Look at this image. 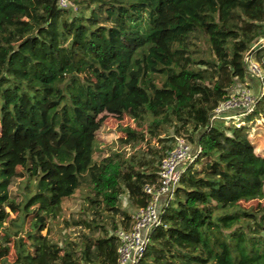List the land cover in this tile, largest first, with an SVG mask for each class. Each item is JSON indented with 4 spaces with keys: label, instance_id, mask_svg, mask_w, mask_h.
Segmentation results:
<instances>
[{
    "label": "trees",
    "instance_id": "trees-1",
    "mask_svg": "<svg viewBox=\"0 0 264 264\" xmlns=\"http://www.w3.org/2000/svg\"><path fill=\"white\" fill-rule=\"evenodd\" d=\"M72 1L0 0V264H116L117 233L133 226L121 199L148 205L177 138L201 151L138 264H264V207L242 204L264 199L251 136L264 95L239 123L209 126L250 78L264 0ZM254 56L264 70V47ZM109 116L135 122L118 141L131 154L98 156ZM79 191L85 205L67 217ZM59 220L73 229L62 245Z\"/></svg>",
    "mask_w": 264,
    "mask_h": 264
},
{
    "label": "built area",
    "instance_id": "built-area-1",
    "mask_svg": "<svg viewBox=\"0 0 264 264\" xmlns=\"http://www.w3.org/2000/svg\"><path fill=\"white\" fill-rule=\"evenodd\" d=\"M58 7L76 10L72 0H58ZM262 47H264V38L255 44L245 56L247 74L258 82L262 94L257 97L246 89L231 93L229 98L213 112L209 126L216 120L229 121L254 111L258 101L264 95V70L254 56V52ZM200 151L198 144L193 150L185 138H177L175 147L168 152L161 163L159 186L147 185L144 188L145 193L150 196L148 205L132 214L131 229L120 230L117 233L120 245L116 264L139 263L150 243L153 230L162 224L164 209L173 199L183 172L189 164L195 161Z\"/></svg>",
    "mask_w": 264,
    "mask_h": 264
},
{
    "label": "rangeland",
    "instance_id": "rangeland-1",
    "mask_svg": "<svg viewBox=\"0 0 264 264\" xmlns=\"http://www.w3.org/2000/svg\"><path fill=\"white\" fill-rule=\"evenodd\" d=\"M258 62V61H257ZM260 64V63H259ZM242 89H246L248 91H250V93L254 96H260L262 94V90L258 85L254 86L251 85L249 82H247V80L245 81H239L237 82L236 86L233 88L231 93H235L239 90ZM242 117H238L236 119L233 120H229V121H225V122H230V121H234L236 123H239L238 121L241 119ZM257 124L259 125L258 127H254V129L251 130V136L253 141L256 143V145L258 146L259 151L261 152V150L264 149V126L263 124V120L257 121ZM126 127H130V128H136V124L135 122L128 118V117H124L123 119H119L118 117L115 116H109L107 118V120L105 121L104 127L101 130V132L98 135V145L100 146V149L103 150L102 153H99L98 156L102 157V156H107L110 155L112 152L114 151H125L126 154H131L134 150H131L130 148H125V147H121V145L119 144V139L120 138H124L126 137L125 133L122 132L123 128ZM170 134H172V131H170ZM0 136H1V125H0ZM186 139V138H185ZM187 140V139H186ZM189 143V145L192 147V149H195V144H193L190 141H187ZM153 145H157L156 140L152 141ZM1 142H0V146H1ZM139 148H144V145H139L136 150H138ZM84 192H87L86 190ZM79 191L74 198L68 203L67 205V217H71L73 216L72 214L74 213H78L81 211V209L83 208V206L85 205V193ZM121 204L122 207L125 210H128L131 214H135L138 210L134 209L133 207H131L129 200L127 198V196H123L121 199ZM243 206L249 208V207H254L256 208L258 205H261L262 207H264V199L262 200H254L248 203L242 202ZM132 209H134L133 211H131ZM12 217H15V215L13 214ZM30 222H31V218L29 217L27 219L25 228L28 229L30 227ZM54 229H53V235L60 241V244L62 245L63 240H67L69 238V233L73 231V229H65L64 228V224L62 223V220L58 221V225H53ZM43 234L46 235L47 234V229L43 231ZM11 254L8 257V262L13 263L16 259V254H15V250H14V241L11 242Z\"/></svg>",
    "mask_w": 264,
    "mask_h": 264
},
{
    "label": "crops",
    "instance_id": "crops-1",
    "mask_svg": "<svg viewBox=\"0 0 264 264\" xmlns=\"http://www.w3.org/2000/svg\"><path fill=\"white\" fill-rule=\"evenodd\" d=\"M247 81L251 84V85H254V86H256V85H258V82L255 80H253L252 78H248L247 79ZM134 209H132L131 211H133ZM135 211V210H134Z\"/></svg>",
    "mask_w": 264,
    "mask_h": 264
}]
</instances>
